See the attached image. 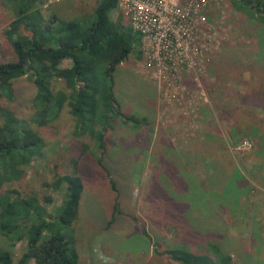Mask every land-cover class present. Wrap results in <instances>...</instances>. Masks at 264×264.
<instances>
[{"label": "rangeland", "instance_id": "374dc122", "mask_svg": "<svg viewBox=\"0 0 264 264\" xmlns=\"http://www.w3.org/2000/svg\"><path fill=\"white\" fill-rule=\"evenodd\" d=\"M97 2L34 4L47 19L55 13L89 22ZM138 3L163 14L152 26L153 39L144 42L143 58L117 67L114 90L124 115L147 122L140 127L126 117L113 119L104 150L90 135L76 136L68 105L46 125L34 120L37 88L28 76L3 83L0 107L27 122L45 144L26 177L6 186L39 198L53 195L46 203L48 229L59 230L65 198L59 176L82 178L79 217L62 229L75 239L79 264H180L156 255L155 242L181 245L187 236L200 244L216 231L232 264H264V23L231 0H122L113 16L123 12L134 23ZM17 18L18 9L0 0V60L14 59L6 32ZM116 199L120 212L108 226ZM25 246L26 239L12 245L0 235V248L11 249L16 260Z\"/></svg>", "mask_w": 264, "mask_h": 264}, {"label": "trees", "instance_id": "16d2710c", "mask_svg": "<svg viewBox=\"0 0 264 264\" xmlns=\"http://www.w3.org/2000/svg\"><path fill=\"white\" fill-rule=\"evenodd\" d=\"M11 1L6 0L18 9V18L6 33L14 59L0 60V86L28 76L37 88L34 120L46 125L68 105L77 120L76 136L90 135L104 150L107 128L113 119L126 117L140 127L147 122L145 117L140 120L135 115H124L114 90L117 67L132 56L142 59L144 55V33L123 12L113 16L119 10L120 0H98L96 17L89 22L65 20L55 13L47 19L34 4L37 0ZM231 5L243 15L264 23V0H231ZM19 26L23 32H19ZM66 61L71 62L70 66L64 65ZM58 81L64 83L63 88L55 86ZM0 114L4 117L0 122V235L7 236L12 245L26 239L25 250L17 260L11 249L0 248V264H29L32 260L36 264H79L75 239L62 229L74 225L79 217L84 192L82 178L76 173L59 176L65 189L57 215L61 227L48 229L46 203L53 201V195L39 198L23 194L14 185L6 186L26 177L27 166L42 154L45 144L11 110L1 106ZM115 202L108 226L120 212L119 200ZM46 229L49 234H45ZM143 232L149 236L144 223ZM215 233L216 238L213 235L211 240L203 238L200 244L196 237L189 242L187 236L181 245L158 241L154 253L167 255L180 264H232L225 243L217 241L219 232Z\"/></svg>", "mask_w": 264, "mask_h": 264}, {"label": "built area", "instance_id": "2783aa9c", "mask_svg": "<svg viewBox=\"0 0 264 264\" xmlns=\"http://www.w3.org/2000/svg\"><path fill=\"white\" fill-rule=\"evenodd\" d=\"M122 5V0H120L119 8ZM137 7L141 10H138V13H135L134 11V19L135 22L132 23L135 28L141 30L144 33V42L149 39H153L152 37V26L155 25L156 21L162 17L163 12L159 11L155 8V6H152L150 4L143 5L141 3H138ZM138 14V15H137ZM158 32H156L157 34ZM155 39H159L156 37Z\"/></svg>", "mask_w": 264, "mask_h": 264}, {"label": "crops", "instance_id": "0c3cea01", "mask_svg": "<svg viewBox=\"0 0 264 264\" xmlns=\"http://www.w3.org/2000/svg\"><path fill=\"white\" fill-rule=\"evenodd\" d=\"M65 65V64H64ZM65 66H68V65H65ZM70 66V65H69Z\"/></svg>", "mask_w": 264, "mask_h": 264}]
</instances>
